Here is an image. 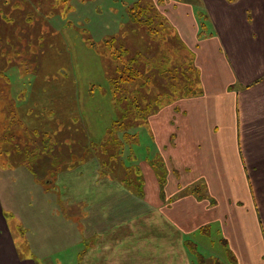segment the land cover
<instances>
[{"label":"rangeland","instance_id":"obj_1","mask_svg":"<svg viewBox=\"0 0 264 264\" xmlns=\"http://www.w3.org/2000/svg\"><path fill=\"white\" fill-rule=\"evenodd\" d=\"M139 2L151 3L165 22L164 5L175 3L0 0V213L23 259L28 257L37 264L76 261L73 253L81 248L83 236L98 233L97 227L85 225L83 218L108 219L107 207L123 198L124 189L131 195L141 194L138 158L153 157V166L164 179L167 170L158 161L156 134L148 123L153 114L147 123L140 118L123 120L127 127L133 125L129 132L137 137L135 143L130 138L131 144L120 154L123 132L115 139L108 134L113 121L122 118V111L134 109V104L113 103L108 79L120 63L113 57L114 49L128 48L124 57L139 53L140 63L134 67L142 76L136 77L137 84L153 78L149 86L131 88L136 89L133 96L139 95L138 104L143 106V97L154 100L160 94L169 95L174 105L183 90L190 88V50L177 31L178 36L162 41L157 36L155 41L148 31L156 27L133 24L131 8ZM186 3L193 5L204 30L209 24L201 10L205 1ZM113 38L116 42L105 46L106 40ZM168 70L172 72L168 74ZM167 78L177 79L176 85L169 84ZM86 89L89 100L84 98ZM169 105L162 101L156 107L157 114L164 112L163 119L171 114L166 111ZM93 121L102 127L104 138L89 132L88 124ZM164 130H158L160 138ZM121 181L122 191L116 184ZM203 235L187 238L196 244L186 243L192 264L232 261L218 232L214 230L207 239Z\"/></svg>","mask_w":264,"mask_h":264},{"label":"crops","instance_id":"obj_2","mask_svg":"<svg viewBox=\"0 0 264 264\" xmlns=\"http://www.w3.org/2000/svg\"><path fill=\"white\" fill-rule=\"evenodd\" d=\"M174 1L162 13L193 53L199 93L148 121L164 179L153 157L138 158L141 194L124 189L108 219L83 218L98 233L83 236L69 263L192 264L188 236L215 230L233 257L218 264H264V0H202L209 24L200 37L193 5ZM88 129L104 138L97 122ZM0 264H37L22 258L1 213Z\"/></svg>","mask_w":264,"mask_h":264},{"label":"trees","instance_id":"obj_3","mask_svg":"<svg viewBox=\"0 0 264 264\" xmlns=\"http://www.w3.org/2000/svg\"><path fill=\"white\" fill-rule=\"evenodd\" d=\"M130 17H131V21L133 24L138 25V24L146 23L149 26H152L153 28L156 27V29L154 28L153 30L152 28H150L148 31L149 38H151L152 40L156 41L157 36H158L157 40L159 41L160 39L162 41L169 36H174L175 34L177 35L176 30L172 27V25L169 23L168 20L166 22L164 21L163 18L162 20H160L161 16L159 15L158 9L154 7L153 5H151V3H142V2L136 3L135 6L131 8ZM203 27H204V30L200 27L199 37L206 30V26L204 25ZM178 40H179V37H178ZM115 42H116V39L114 38L112 40H106L105 46H107L108 44L112 46L113 43ZM113 51L114 52L112 54H113L114 59L115 60L119 59L120 61V63L117 65L114 75L108 79L109 90H110V94L113 97V103L115 105H126V106L127 105L129 106V104L130 106H132V104H134V109L132 111H130L131 109L128 111H125V110L122 111V118L113 121V123L111 124L112 126L110 127V130L108 131L110 139L111 138L115 139L117 137V134H119L120 132H123L122 136L119 138L120 147H121L120 152H119L120 154L123 148L127 144L128 145L131 144L132 141L130 140V138H132L133 140L134 138L137 137L136 134L134 133L131 134L129 132V129L133 125H130L129 127H127V125L125 124V122L127 121L125 120L126 118L127 119L129 118L128 120H134L135 118H140V119H143L144 122H146L148 121L147 117L151 116L152 114L153 115L157 114L156 107L160 105L162 101H165V105L169 103L172 104L173 102L171 101L169 95L162 96L158 94L157 96H155L154 100L153 98L143 97V100H141L143 102V106L138 104L139 95L136 94L135 96H133L134 92L136 91V89L142 87L141 86L142 84L144 86H149V83L153 80V78L148 77L146 80L143 81L144 83L137 84L136 83L137 78H140L142 76L141 73H139L140 71L136 70V68L134 67L135 64L140 63V61H137L139 58V53L136 55L124 57V54L128 53L129 51V49L125 48L124 46H121L119 49H114ZM142 55L144 54L142 53ZM190 55L191 56L188 60L189 61L188 62L189 73H191L192 75V77H189V80H190L189 87L190 88H188L187 90L184 89L182 96H180L179 98H183L185 96H191V95L194 96L199 93L197 89L198 76L195 74L193 70V66H192V60L194 56L192 52ZM126 58L128 59L125 61ZM153 59H155L154 63H157L158 60L155 58V56L153 57ZM170 72L172 71L168 70L167 73L170 74ZM169 78H167V82L171 85H176L177 79L173 81L172 79H169ZM133 87L135 88L137 87V88L136 89L134 88L133 90L131 89ZM184 87L185 86H183V88ZM124 108H128V107H124ZM123 120H125V122H123ZM130 122H133V121H130ZM134 140H133V143H135ZM128 183L130 184V182Z\"/></svg>","mask_w":264,"mask_h":264}]
</instances>
